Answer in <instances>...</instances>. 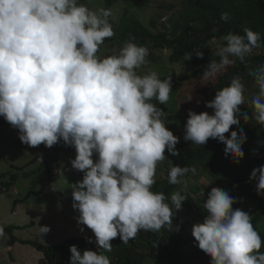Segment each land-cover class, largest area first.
I'll return each mask as SVG.
<instances>
[{
  "label": "clouds",
  "instance_id": "1",
  "mask_svg": "<svg viewBox=\"0 0 264 264\" xmlns=\"http://www.w3.org/2000/svg\"><path fill=\"white\" fill-rule=\"evenodd\" d=\"M112 14L111 9L93 10L79 0H0V117L29 147L51 148L61 141L73 147L71 167L82 173V179L70 185L71 206L78 212L77 224L86 226L80 235L87 246L95 243L96 251L71 245L69 264H112L98 250L111 252L113 239L128 244L142 230L170 231L174 216L178 224L192 227L191 235L209 264H264V240L251 216L232 208L236 200L227 191L206 186L208 195L200 193L201 201L192 200L187 208L179 192L168 197L153 191L156 166L166 159L165 151L179 155V138L165 126L163 109L153 103L167 104L171 76L162 80L156 71L138 73L148 64L149 50L132 37L115 54H98L114 36ZM227 18V13L221 15ZM212 43L219 60L206 65V79L237 61L246 63L255 49L264 47L260 35L247 28L242 35L230 31ZM195 54L203 55L199 49ZM247 75L258 89L250 100L253 118L264 128V63ZM244 93L241 77L233 76L205 102L212 114L188 111L183 139L202 146L216 139L223 143L225 157L238 163L246 135L225 134L240 124ZM192 99L190 94L186 101ZM243 118L249 119L246 112ZM51 163L50 174L57 176L58 163ZM190 171L173 164L166 181L177 186ZM249 179L257 195L264 196V165L254 168ZM202 210L203 222L197 223ZM37 228L41 237L50 231L46 225ZM4 234L0 226V237Z\"/></svg>",
  "mask_w": 264,
  "mask_h": 264
},
{
  "label": "trees",
  "instance_id": "2",
  "mask_svg": "<svg viewBox=\"0 0 264 264\" xmlns=\"http://www.w3.org/2000/svg\"><path fill=\"white\" fill-rule=\"evenodd\" d=\"M149 1L151 0H144V3ZM173 1L180 3V12L177 19L170 26H165L162 23L164 25H161L160 29L156 28L152 22L148 26L140 23L136 14H132L128 10L133 9L138 3L132 6L130 0H105L104 8L111 9L113 12L117 5L124 6L123 15L114 29V36L107 38V41L116 42L122 46L132 37L134 38L132 42L136 44L142 43L149 49L151 48L150 50L170 51L168 60L173 64L182 62L187 58L188 53L191 54L189 60L194 66L191 73L182 75L172 73L160 78L163 80L171 76L172 91L170 95L174 97L179 93L185 82L204 77L203 73L210 60H219L217 56L198 57L195 54V49H199L201 52L205 47L213 45V38L219 40L221 36L230 31L242 35L244 29L247 28L258 33L261 37V42L264 43V0ZM223 13L228 14L227 20L221 19ZM260 63H264V47L255 49L253 54L246 58V63L237 61L234 65L227 66L210 89L211 96H207V90L201 91L203 100L194 112L200 113L209 109L206 107L205 102L211 101L214 98L213 96H215L216 90L227 86L233 76L239 75L245 86L255 84L253 78L248 76L247 73ZM153 103H156V106L165 112V116L162 119L166 127L174 125L184 128L187 114L182 115L177 111L170 112L165 104L162 105L156 101H153ZM172 107L175 110L174 105ZM245 112L249 117L247 121L243 118ZM238 119H240V124L225 134L229 136L233 131L237 133L243 131L246 135V141L242 144L244 156L239 159L238 163L233 162L231 158H226L223 143L211 138L203 146L191 144L190 141L178 142L175 147L179 151V155L171 156L165 151V156L174 165L186 166L191 170L195 169L197 171L196 180L206 176L214 180L218 188H220L222 183L227 185L229 195L236 200L232 208L247 212L251 216L253 227L264 240V196L257 195L255 182L249 179L254 168L264 165V128L257 124L253 118V109L250 103L245 102L244 105H241ZM1 124H7L3 117H0ZM54 147L55 145L51 148ZM37 148L42 150L49 149L43 144ZM54 151L56 152L57 149L55 148ZM48 158L50 157L42 155L37 160L41 163L40 165L46 164L48 168L50 165L47 164ZM51 159L55 160L51 162H57L56 158L51 157ZM37 160L33 162L36 163ZM19 169H22V167L17 168V170ZM190 172L186 176H189ZM16 179L17 175L11 174L8 170L0 172V195L4 192L9 194V190L11 187L13 188ZM153 191L163 192L168 197L173 193L179 192L186 198L181 202V204H184L183 208H187L190 202L194 200L192 196L189 198L178 186L169 184L168 181L159 186L155 185ZM210 191V188L200 185H194L190 188V193L192 194L204 192L208 195ZM31 193L28 192L27 197ZM194 201L200 202L201 200L197 198ZM248 208H252L250 213ZM204 214L203 210L198 214L199 220L197 223L203 222ZM177 221L179 219L174 216L172 219L174 227L170 231L167 227L162 228L158 233L142 230L135 239L129 240L128 244L122 243L117 237L111 241V252L98 251L107 255L112 264H143L146 259H150L153 263L209 264L210 258L200 249L197 250L193 247L192 227H187L189 224L185 222L179 225ZM17 229L18 227L11 225L4 228V232L13 242L17 241L21 244L32 246L43 256L47 264H69L71 255L69 247L71 245H75L78 250L88 249L96 251L93 247L95 243L92 246H87L88 243L82 235H79L80 233L60 243L44 245L35 241L18 239L12 234V231ZM89 237L94 240L93 234H89ZM136 249H141V251L138 252ZM187 250H191L190 253H187ZM261 251L264 252V246H262Z\"/></svg>",
  "mask_w": 264,
  "mask_h": 264
},
{
  "label": "rangeland",
  "instance_id": "3",
  "mask_svg": "<svg viewBox=\"0 0 264 264\" xmlns=\"http://www.w3.org/2000/svg\"><path fill=\"white\" fill-rule=\"evenodd\" d=\"M80 3L86 4L90 9L104 8L105 0H79ZM131 5L138 3L133 9H128L132 14H136L137 19L143 25L148 26L152 22L156 28L160 29L161 25H172L177 19L180 12V3L173 0H151L144 3V0H130ZM124 6L117 5L112 12L110 22L113 31L118 25V21L123 15ZM164 23V24H162ZM138 45H143L137 43ZM121 45L116 42L105 40L101 45L99 55L106 56L118 52ZM146 47V46H145ZM148 48V47H147ZM151 49V48H150ZM149 50L148 64L137 69L138 73L148 71H156L158 76H166L175 73L177 75L189 74L194 69V66L189 59H184L180 63H170V51H155ZM216 45H209L201 52L202 57H214ZM227 68V67H226ZM225 68V69H226ZM222 69L217 73L215 78L191 79L182 85L179 93L174 97L170 95V99L165 104L170 112L177 111L185 115L189 110L195 111L198 105L202 102V90H207V96H211L210 89L214 86L217 78L223 73ZM258 91L255 84L245 86V102L250 103L253 95ZM192 95L191 101H186L189 95ZM214 97V96H213ZM175 110L173 109V106ZM209 114H212V109H206ZM204 111V112H205ZM167 128L179 138V142H184V128L169 125ZM38 147V146H37ZM37 147H29L21 143L18 139V130L7 124L0 125V172L10 171L11 174H16L17 179L9 190V194L4 192L0 195V226H16L17 230H13L12 234L21 240H32L44 245H54L62 242L67 238H72L80 233L83 225H78L76 217L78 212L72 208V196L70 185L82 179V173L72 169L70 160L75 158V150L71 146H66L61 141L54 148L46 150ZM55 148L57 151L55 152ZM42 155L49 156L47 164H50L51 157L56 158L57 168L61 172L57 176L50 174V168L46 164L38 162V158ZM37 160L36 163L33 162ZM52 166L56 163L52 162ZM172 162L166 158L157 163L155 181L153 185L159 186L166 182L168 172L172 166ZM22 169L17 170V168ZM195 169H192L189 176L181 178V182L177 184L178 188L189 198L197 199L198 195L190 193V188L194 185L207 186L210 188L217 187L214 180L207 179L202 176L200 179H195ZM50 176H52L50 178ZM218 188V187H217ZM220 189L227 190V185H220ZM13 192V193H12ZM28 192H32L27 197ZM48 226L50 231L42 237L38 233L37 226ZM179 225H182L180 223ZM159 232V231H158ZM157 232V233H158ZM5 233V232H4ZM194 248L199 250L195 240L192 241ZM11 245L9 249L7 246ZM141 251V249H138ZM191 251V250H190ZM187 250V253H190ZM0 264H46L43 256L38 253L32 246L24 245L17 241L13 242L5 233L0 237ZM143 264H166L164 262L156 263L150 259H146Z\"/></svg>",
  "mask_w": 264,
  "mask_h": 264
},
{
  "label": "crops",
  "instance_id": "4",
  "mask_svg": "<svg viewBox=\"0 0 264 264\" xmlns=\"http://www.w3.org/2000/svg\"><path fill=\"white\" fill-rule=\"evenodd\" d=\"M80 234H81V231H80ZM80 234H79V235H80ZM30 241H32V240H30ZM7 248H8V252H9V249L12 248V246H11V245H8ZM9 253H10V252H9Z\"/></svg>",
  "mask_w": 264,
  "mask_h": 264
},
{
  "label": "water",
  "instance_id": "5",
  "mask_svg": "<svg viewBox=\"0 0 264 264\" xmlns=\"http://www.w3.org/2000/svg\"><path fill=\"white\" fill-rule=\"evenodd\" d=\"M10 255V254H9Z\"/></svg>",
  "mask_w": 264,
  "mask_h": 264
}]
</instances>
